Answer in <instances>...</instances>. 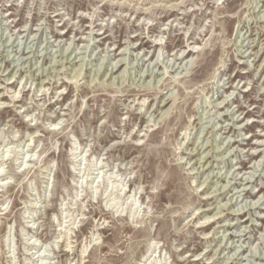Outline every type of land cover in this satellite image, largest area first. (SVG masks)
Segmentation results:
<instances>
[{
    "label": "rangeland",
    "instance_id": "obj_1",
    "mask_svg": "<svg viewBox=\"0 0 264 264\" xmlns=\"http://www.w3.org/2000/svg\"><path fill=\"white\" fill-rule=\"evenodd\" d=\"M0 172V264H264V0H0Z\"/></svg>",
    "mask_w": 264,
    "mask_h": 264
},
{
    "label": "bare ground",
    "instance_id": "obj_2",
    "mask_svg": "<svg viewBox=\"0 0 264 264\" xmlns=\"http://www.w3.org/2000/svg\"><path fill=\"white\" fill-rule=\"evenodd\" d=\"M160 43H156V45H159ZM192 51V50H190ZM193 58V57H192ZM190 59V58H189ZM13 77V76H12ZM11 78V77H10ZM30 145V144H29ZM3 180L5 179H1V172H0V181H2V183H0V185H4L5 182H3ZM222 210V209H221ZM212 217V216H211ZM209 218V217H208ZM210 233V232H209Z\"/></svg>",
    "mask_w": 264,
    "mask_h": 264
}]
</instances>
